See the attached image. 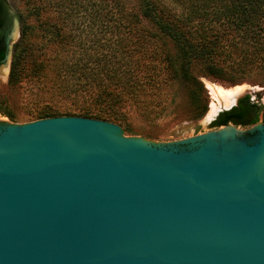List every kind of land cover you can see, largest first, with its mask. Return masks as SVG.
Instances as JSON below:
<instances>
[{"label": "water", "instance_id": "water-1", "mask_svg": "<svg viewBox=\"0 0 264 264\" xmlns=\"http://www.w3.org/2000/svg\"><path fill=\"white\" fill-rule=\"evenodd\" d=\"M0 264H264V124L166 144L0 121Z\"/></svg>", "mask_w": 264, "mask_h": 264}, {"label": "trees", "instance_id": "trees-1", "mask_svg": "<svg viewBox=\"0 0 264 264\" xmlns=\"http://www.w3.org/2000/svg\"><path fill=\"white\" fill-rule=\"evenodd\" d=\"M169 2L30 0L39 33L26 19L21 21L9 86L24 79L41 82L51 70L49 88L72 103L63 108L51 98L36 112V120L73 115L121 125L130 110L148 121L160 119L167 106L175 105L179 87L190 102L182 110L173 109L171 121L200 120L208 107L201 78L229 80L235 86L246 74L264 73V0ZM46 4L61 7L56 21L40 15ZM64 7L67 21L60 17ZM85 15L89 31L78 21ZM257 111L245 97L238 107L219 113L213 124L247 127L256 123ZM249 113L252 117L244 120ZM3 115L11 118L10 113Z\"/></svg>", "mask_w": 264, "mask_h": 264}, {"label": "rangeland", "instance_id": "rangeland-1", "mask_svg": "<svg viewBox=\"0 0 264 264\" xmlns=\"http://www.w3.org/2000/svg\"><path fill=\"white\" fill-rule=\"evenodd\" d=\"M7 1L8 9L13 14V22L9 32V36L14 31L13 28L15 27L16 21H18L19 23V35L14 41H9V49L6 56L7 63L0 66V121L14 124H24L35 121L36 112L40 108L44 107L45 103L47 101H50L51 98L54 99L53 105L56 104L59 107L63 108L71 106L72 102L69 100H62L63 96H61V93L55 92L49 88L53 81V74L51 70H49L46 74V77L48 78H43L41 82L33 83L27 81V79H24L16 87L9 86L8 75L10 63L13 54V47L19 40L21 21L23 19L25 21L26 19V22H28L34 29H36L35 32H39L37 17L33 15L32 11L30 12L29 10L31 4L30 0ZM136 1L137 0H125L128 5H134ZM165 2L167 4L170 3L169 0H165ZM48 5L49 4H46V8L43 9V12L40 15L43 18L46 17L48 19L56 21V17H58L57 14L61 10V7L55 8L54 6L49 7ZM50 5H52V3ZM65 7L62 10L63 12H61L60 17L62 19L65 18L67 21L68 16H66ZM20 14H22V18L20 17ZM70 20L72 21L71 18ZM75 20H77V18H75ZM78 21L84 24V31H89L87 26H90V21L87 15L78 17ZM69 27L72 26L69 24ZM238 77L239 76H237L236 79H238ZM201 80L208 95V107L207 112L200 120H179L175 122L171 121V112L174 111L173 109L182 110L186 108L190 102L187 91L176 87V103L175 105L167 106L165 112L163 113L164 115L160 119L156 121H148L143 119L136 111L130 110L128 113H126V123L124 125L118 123L116 124L122 127L126 136L143 137L156 143L166 144L188 137H193L195 135H200L212 130L213 128H215L211 125L212 120H207V116L210 110V104L212 101L210 91L207 86L208 84H214L224 89H231L234 86H230L228 84L229 80L224 83L215 82L207 78H201ZM237 85L244 86V91L236 99L239 100L248 97V100L258 107V111L255 115L257 118L256 123L264 124V73L257 76L256 74H246L244 77H242L241 82ZM223 109L224 108H222L221 110ZM221 110H219L218 112H220ZM4 112L10 113L11 118L3 115ZM240 129L245 130L244 127H240Z\"/></svg>", "mask_w": 264, "mask_h": 264}, {"label": "flooded vegetation", "instance_id": "flooded-vegetation-1", "mask_svg": "<svg viewBox=\"0 0 264 264\" xmlns=\"http://www.w3.org/2000/svg\"><path fill=\"white\" fill-rule=\"evenodd\" d=\"M7 2H8L7 0H0V4H1V9H0V66L2 64L6 63V56H7V53H8V44H9V38H10L9 32H10L11 25H12V22H13V20H12L13 19V14L8 9ZM239 100H237L236 103L234 104V106L231 109H229V110H232L233 108L238 107ZM229 110H227V111H229ZM222 112H224V111H222ZM222 112H220V113H222ZM217 116H216V118H217ZM251 117H252V114L249 113L243 119L244 120H248ZM216 118H215V120H216ZM214 121L211 123V125L213 127H215L214 124H213ZM228 123L232 124V122H228ZM255 124H252V125L244 127V128L245 129L250 128L251 126H253ZM235 126L243 127V126H241V124H238V125H235ZM249 136L251 137L252 135L250 134Z\"/></svg>", "mask_w": 264, "mask_h": 264}, {"label": "bare ground", "instance_id": "bare-ground-1", "mask_svg": "<svg viewBox=\"0 0 264 264\" xmlns=\"http://www.w3.org/2000/svg\"><path fill=\"white\" fill-rule=\"evenodd\" d=\"M208 89L211 95L210 110L207 116V120H213L217 112L222 108L232 106L236 98L244 91V86H234L231 89H224L214 84H208ZM226 108V109H228Z\"/></svg>", "mask_w": 264, "mask_h": 264}]
</instances>
